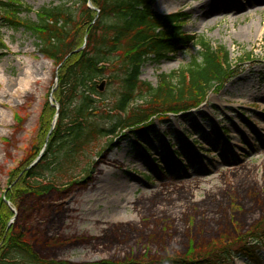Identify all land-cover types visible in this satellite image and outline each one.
<instances>
[{
  "label": "rangeland",
  "instance_id": "rangeland-1",
  "mask_svg": "<svg viewBox=\"0 0 264 264\" xmlns=\"http://www.w3.org/2000/svg\"><path fill=\"white\" fill-rule=\"evenodd\" d=\"M11 1L22 6V19L33 22L42 8L60 4ZM72 1L61 4L72 8ZM152 10L161 16L185 14L182 33L226 47L235 73L200 104L149 113L142 123L135 115L156 107L146 88L119 114L109 112L117 84L106 77L97 81L105 83L89 120L106 136L93 138L56 188L25 194L18 187L12 192L18 209L8 201L14 224L49 264L123 259L156 264L232 251L264 237V0H154ZM197 51L190 44L159 62L149 60L139 80L154 89L160 75L185 68ZM27 72L33 77L29 84ZM57 72L29 33L0 20V201L46 146L49 133L44 134L57 106ZM144 126L143 136L134 133ZM105 159L119 164L106 168ZM262 242L252 248L261 250L264 261ZM227 264L245 262L232 257Z\"/></svg>",
  "mask_w": 264,
  "mask_h": 264
},
{
  "label": "trees",
  "instance_id": "trees-1",
  "mask_svg": "<svg viewBox=\"0 0 264 264\" xmlns=\"http://www.w3.org/2000/svg\"><path fill=\"white\" fill-rule=\"evenodd\" d=\"M53 1L60 4L42 8L35 22L22 19V6L14 1L0 2L3 26L24 29L36 40L38 52L56 67L60 66L55 99L58 109L52 110L54 128L48 127L44 134L47 136L51 130L44 153L36 165L30 166L44 148L43 144L34 160L19 171L5 196L17 209L18 203L12 197L14 190L21 187L25 194H39L56 188L59 179H64L69 170L76 167L93 138L106 136L89 120L96 110L94 98L98 96L96 85L101 77L117 84V94L109 111L112 113L125 114L127 105L141 98L142 88L148 90L151 106L156 109L138 112L135 116L140 115L137 121L141 122L149 113L185 111L200 104L208 91L221 86L235 73L226 47H214L204 38L183 34L185 14L160 16L152 10L154 0H73V9L61 4L64 0ZM88 2L93 9L88 8ZM78 38H82L79 43ZM190 44L197 46L198 51L185 68L160 75L159 85L154 89L139 80L141 67L147 61L159 62ZM109 112L101 111L103 117L111 121ZM137 131L142 135L143 129ZM47 173L55 176L48 180L44 177ZM13 216L8 204L1 200L0 264H49L33 251L26 231L15 222L10 224ZM256 240L254 244L245 242L230 249L232 251H214L205 257L196 255L188 259L170 257L156 264H227L232 257L245 264H264L260 250L252 248L264 237ZM143 262L123 259L115 264H148Z\"/></svg>",
  "mask_w": 264,
  "mask_h": 264
},
{
  "label": "bare ground",
  "instance_id": "bare-ground-1",
  "mask_svg": "<svg viewBox=\"0 0 264 264\" xmlns=\"http://www.w3.org/2000/svg\"><path fill=\"white\" fill-rule=\"evenodd\" d=\"M26 79H27L26 84L31 83L32 80H33L32 73L27 72ZM25 90H27V87H25ZM101 162H102V165L105 166L106 168H108V167L113 168V167H116V166L119 164V162H118L117 160L109 161L108 159H105V160H103V161H101ZM191 192H192V193H195L194 190L191 191ZM182 198L184 199L185 202H187V199H186L184 196H182ZM153 201H154V200H153ZM153 205H156V202H153ZM159 209H160V208H159ZM160 210H161V209H160Z\"/></svg>",
  "mask_w": 264,
  "mask_h": 264
},
{
  "label": "water",
  "instance_id": "water-1",
  "mask_svg": "<svg viewBox=\"0 0 264 264\" xmlns=\"http://www.w3.org/2000/svg\"><path fill=\"white\" fill-rule=\"evenodd\" d=\"M103 84H104V82H102V83L100 84V86L97 87V89H98L99 91L102 90ZM42 153H43V151L40 153V155L38 156V158L33 162V164H32L31 166L35 165V164L40 160Z\"/></svg>",
  "mask_w": 264,
  "mask_h": 264
}]
</instances>
